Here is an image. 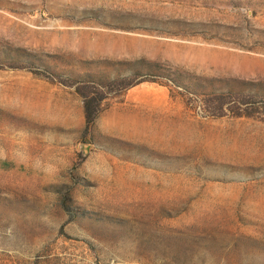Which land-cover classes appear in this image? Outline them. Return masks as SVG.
I'll use <instances>...</instances> for the list:
<instances>
[{
  "label": "rangeland",
  "instance_id": "rangeland-1",
  "mask_svg": "<svg viewBox=\"0 0 264 264\" xmlns=\"http://www.w3.org/2000/svg\"><path fill=\"white\" fill-rule=\"evenodd\" d=\"M242 82L264 0H0V264H264Z\"/></svg>",
  "mask_w": 264,
  "mask_h": 264
},
{
  "label": "trees",
  "instance_id": "trees-1",
  "mask_svg": "<svg viewBox=\"0 0 264 264\" xmlns=\"http://www.w3.org/2000/svg\"><path fill=\"white\" fill-rule=\"evenodd\" d=\"M131 75L137 78L139 76H144L145 74L142 70H136ZM112 79H113L112 81L116 82V81H120L121 77H116V78L113 77ZM105 83H106V81H105ZM137 83H141V82H137ZM226 86H224V88H223L224 90L219 91L218 96L225 97V96L229 95V93H234V94H239V95L251 93L253 95L257 94V96L264 97V94L262 92H259L258 90L254 89L255 86H252V87H254V88H252L251 85L243 84V82L240 83V86H239L240 88H238V89L225 88ZM95 103H96V101H93V103H91L90 101H87V100L85 101V108L84 109H85L87 128H89L92 125V123L94 122V120L96 119V117L99 114V112L96 110V108H94Z\"/></svg>",
  "mask_w": 264,
  "mask_h": 264
},
{
  "label": "clouds",
  "instance_id": "clouds-1",
  "mask_svg": "<svg viewBox=\"0 0 264 264\" xmlns=\"http://www.w3.org/2000/svg\"><path fill=\"white\" fill-rule=\"evenodd\" d=\"M23 160H24V157L20 156V162H23ZM45 171H47V169Z\"/></svg>",
  "mask_w": 264,
  "mask_h": 264
}]
</instances>
